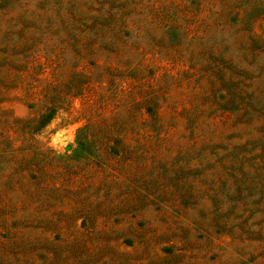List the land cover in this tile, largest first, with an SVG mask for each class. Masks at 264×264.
I'll return each instance as SVG.
<instances>
[{
    "label": "rangeland",
    "instance_id": "1",
    "mask_svg": "<svg viewBox=\"0 0 264 264\" xmlns=\"http://www.w3.org/2000/svg\"><path fill=\"white\" fill-rule=\"evenodd\" d=\"M0 264H264V0H0Z\"/></svg>",
    "mask_w": 264,
    "mask_h": 264
}]
</instances>
